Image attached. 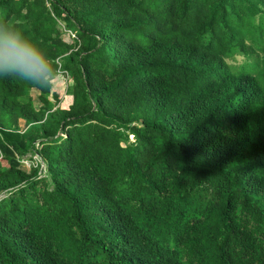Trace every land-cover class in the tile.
Listing matches in <instances>:
<instances>
[{
  "label": "trees",
  "instance_id": "trees-1",
  "mask_svg": "<svg viewBox=\"0 0 264 264\" xmlns=\"http://www.w3.org/2000/svg\"><path fill=\"white\" fill-rule=\"evenodd\" d=\"M0 20L62 68L0 78V264H264V0H0Z\"/></svg>",
  "mask_w": 264,
  "mask_h": 264
},
{
  "label": "clouds",
  "instance_id": "clouds-1",
  "mask_svg": "<svg viewBox=\"0 0 264 264\" xmlns=\"http://www.w3.org/2000/svg\"><path fill=\"white\" fill-rule=\"evenodd\" d=\"M62 71L41 42L12 20H0V78L47 89Z\"/></svg>",
  "mask_w": 264,
  "mask_h": 264
},
{
  "label": "rangeland",
  "instance_id": "rangeland-1",
  "mask_svg": "<svg viewBox=\"0 0 264 264\" xmlns=\"http://www.w3.org/2000/svg\"><path fill=\"white\" fill-rule=\"evenodd\" d=\"M65 77L62 81V79H58L55 83H54V88L55 89H58V91L61 93V102L60 104L63 105L64 107H67L68 104L71 102V97L69 96V93L67 92V89L70 85V82L67 78V75L64 73ZM34 94L37 95V92L34 91ZM37 101V99H36ZM37 104H39V102H37ZM131 138H133L131 136ZM36 160H39L40 161V158H38L37 156L34 157V159H29L28 157L27 158H24L23 159V162H24V165L27 167V168H30L32 166V164L36 163ZM0 162L2 163H6V161L0 157Z\"/></svg>",
  "mask_w": 264,
  "mask_h": 264
},
{
  "label": "crops",
  "instance_id": "crops-1",
  "mask_svg": "<svg viewBox=\"0 0 264 264\" xmlns=\"http://www.w3.org/2000/svg\"><path fill=\"white\" fill-rule=\"evenodd\" d=\"M61 78H62V76H59V77H58L59 80H60ZM58 79H57V80H58ZM57 80H56V81H57Z\"/></svg>",
  "mask_w": 264,
  "mask_h": 264
}]
</instances>
